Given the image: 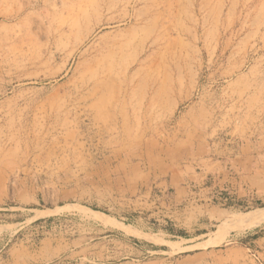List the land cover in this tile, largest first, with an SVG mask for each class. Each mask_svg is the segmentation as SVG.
Masks as SVG:
<instances>
[{
  "label": "rangeland",
  "instance_id": "1",
  "mask_svg": "<svg viewBox=\"0 0 264 264\" xmlns=\"http://www.w3.org/2000/svg\"><path fill=\"white\" fill-rule=\"evenodd\" d=\"M199 149L230 182L183 177L179 204L131 187L206 170ZM239 166L264 170V0H0V207L29 175L86 193L1 226L0 254L48 237L82 264H264V190Z\"/></svg>",
  "mask_w": 264,
  "mask_h": 264
},
{
  "label": "crops",
  "instance_id": "2",
  "mask_svg": "<svg viewBox=\"0 0 264 264\" xmlns=\"http://www.w3.org/2000/svg\"><path fill=\"white\" fill-rule=\"evenodd\" d=\"M196 155H198L201 159L206 160V170L199 171L195 174L190 173L187 175V178L181 174L168 175L166 173H160L153 177L145 176L141 179L135 178L131 180V187H138L144 183L145 185L150 184L151 187L152 185L153 187L157 186L162 190V192L172 189L174 194L171 200L179 204L182 200H184L188 189V186L183 181V177L203 185L204 179L210 173H215V181L218 185H222L231 181L228 173L226 172L225 168L222 167V164L219 162V160H214L210 157L206 159V156L208 155L204 149H199ZM240 157H245V155H241ZM237 169L242 174L239 179L240 184L244 183L249 186H253V188L258 186L259 189L264 190V170L259 168L256 169L255 167H249L248 171L247 168H244L243 166H239ZM35 178L36 176H25V178H21L17 181L13 192L9 190L8 194H3V196L7 197V199H10V201L13 202V205H10L9 207H0V227L4 226L5 224L11 226L13 225L15 227L20 225V227L16 228L15 230V227L12 229L13 233H19V230L21 227H23V224L27 221L28 216H31L29 212L53 210L60 202H63V204H68L71 202V200H77V198H82L84 194H86L84 192L77 191L74 187L70 189H63L64 187L57 188V181H54L52 178L50 181H47L38 187L33 181ZM234 188L237 192L236 197L239 199L242 194V187L237 184ZM1 197L0 205H3L5 204L3 201L4 198ZM42 204L44 205V209H39L38 206H43ZM207 206L208 207L205 208V211L202 210L204 214L203 218H201V220L205 221V225L210 224L212 220L220 217L222 214L221 210H224L214 207L211 208L209 205ZM18 210L22 211V213L16 215L23 216L19 221H12L4 224L1 223L5 221L6 218L14 215L9 212ZM180 210L176 209L174 211L175 216L177 214L179 215V223L182 225L192 224V212L190 207L180 208ZM24 211H27L29 214ZM98 213L102 214L101 212ZM194 215L196 217L198 215L197 212L194 213ZM1 238L2 236H0V239ZM74 249L75 248L69 246H63V244L59 243L53 238L51 239L45 237L39 241L36 249L32 251L24 241L18 240L9 246L6 251L0 254V264H82L83 262L81 259L79 257L76 258L77 252L74 251ZM64 258H68L69 260L64 261Z\"/></svg>",
  "mask_w": 264,
  "mask_h": 264
},
{
  "label": "bare ground",
  "instance_id": "3",
  "mask_svg": "<svg viewBox=\"0 0 264 264\" xmlns=\"http://www.w3.org/2000/svg\"><path fill=\"white\" fill-rule=\"evenodd\" d=\"M107 53L111 55V53H109V52H107ZM136 59H137V57H135L132 61L134 62ZM95 65L96 64L93 65V70H94V66ZM97 66H99V70L98 71H93L92 70L93 72H91V75L93 76V78H97V76L99 75L100 72L106 73L107 71H109V66L110 65L108 67L107 66L105 67L104 65L101 66L100 63H99V61H98L97 62ZM257 212H259L260 214H262V216L264 217V208L260 209ZM105 223H107V222H105Z\"/></svg>",
  "mask_w": 264,
  "mask_h": 264
},
{
  "label": "trees",
  "instance_id": "4",
  "mask_svg": "<svg viewBox=\"0 0 264 264\" xmlns=\"http://www.w3.org/2000/svg\"><path fill=\"white\" fill-rule=\"evenodd\" d=\"M180 235H185V233L181 230V231H180Z\"/></svg>",
  "mask_w": 264,
  "mask_h": 264
}]
</instances>
